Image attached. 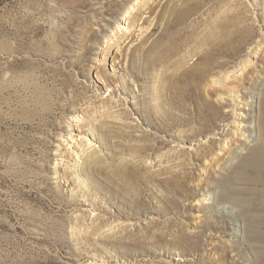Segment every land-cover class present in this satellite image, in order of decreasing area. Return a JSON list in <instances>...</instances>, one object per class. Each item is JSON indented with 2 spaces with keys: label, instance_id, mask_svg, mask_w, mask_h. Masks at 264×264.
<instances>
[{
  "label": "rangeland",
  "instance_id": "1",
  "mask_svg": "<svg viewBox=\"0 0 264 264\" xmlns=\"http://www.w3.org/2000/svg\"><path fill=\"white\" fill-rule=\"evenodd\" d=\"M263 98L264 0H0V264H264Z\"/></svg>",
  "mask_w": 264,
  "mask_h": 264
},
{
  "label": "bare ground",
  "instance_id": "2",
  "mask_svg": "<svg viewBox=\"0 0 264 264\" xmlns=\"http://www.w3.org/2000/svg\"><path fill=\"white\" fill-rule=\"evenodd\" d=\"M223 39H222V41H223ZM214 46H216V45H214ZM214 48H216V47H214ZM243 66L246 67V64H242V66H241L242 67V72H244ZM207 70H211V68H202L201 67V68L196 69L192 73L191 72H185V75H184L185 83H184V85H182V86H180L178 88L176 87L177 92H178V89H179L180 93L186 94L188 92H191L192 90H195V88L197 87V83H196L195 80H197L200 77L202 78L203 74ZM228 79H229V72L225 73V75H223V79H221V78L219 79L218 77L216 79H213L211 81L210 85H209V86H211V88H209V89H211L212 92H215L217 90L215 89V87H213V84H215V85L216 84H218V85L220 84V86L224 89L225 93H228L229 95H231V93L233 92L236 96L238 95V91L239 90L241 91L242 88L245 89L242 86L243 84H242V82H240V79L237 80V78H233L230 81H227ZM254 82H255V80H254ZM253 84H252V86H253ZM220 86H219V88H220ZM254 88H255V85H254ZM247 89L249 90V88H247ZM219 97H221V96H219ZM210 108L206 104H203V108L201 110H197L196 119L198 120L199 124L204 125L205 128H206L207 122H209V125L217 126L216 125V120L218 119V117L215 116V111H213ZM263 109H264V98L259 100V117H257V123H256V131H257V134H258V142L256 144L252 145L251 147H249L245 154L242 153L243 155L241 156V160H240V162H239V164H238V166L236 168L237 171L234 174L228 175L227 177L224 176L225 177L224 179L227 178V180H229V181H232V179L233 180H237L238 183L239 182L248 181L251 184L256 185V186L257 185H264V116L262 114L263 113ZM221 115H223V116L227 115L228 116V114L226 112H221ZM206 129H208V128H206ZM198 133H199V131H197V130L196 131H192L190 136H194V135H196ZM204 152L206 153V151H204ZM247 173H249L250 176H248ZM233 191L234 192L237 191V188H236L235 185H232L231 183L228 184V185H223V187H221L219 192L215 193V195H216L215 198L219 202L235 203L236 200H235L234 196H232L230 194V192H233ZM252 202L253 201H250L249 203L251 204ZM257 210H259V209L257 208ZM242 215H244V214H242ZM243 217H245L243 222L246 221V227H248V224L252 227L255 222L256 223H262L263 219H264L263 215H256V216L253 215L252 217H248V218H247V215H244ZM263 224H264V222L262 223V226H263ZM251 230H253V229H251ZM254 230H256V228ZM220 247L222 248V246H220ZM218 249H220V248H218ZM225 252H226V249H223L219 254L217 253L218 256H217L216 260L217 261H221V260L225 261L226 260L224 258L226 256ZM199 260H201V259H199ZM236 261L237 260H230V261H228V263L229 264H235ZM257 262H259V261H257Z\"/></svg>",
  "mask_w": 264,
  "mask_h": 264
}]
</instances>
